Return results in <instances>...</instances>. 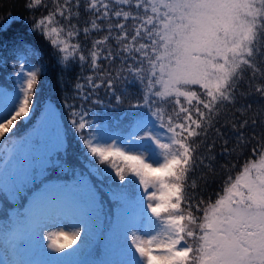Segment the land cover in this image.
Returning <instances> with one entry per match:
<instances>
[{
  "label": "snow or ice",
  "instance_id": "6c2138e0",
  "mask_svg": "<svg viewBox=\"0 0 264 264\" xmlns=\"http://www.w3.org/2000/svg\"><path fill=\"white\" fill-rule=\"evenodd\" d=\"M25 8L44 10L28 32L52 49L64 113L58 118L46 103L56 137L43 153L37 128L17 135L32 119L47 68L25 36L14 37L13 87L0 86V144L15 137V158L26 166L10 195L44 185L33 194L41 211L18 213V222L36 234L55 207L73 230L48 233V248L63 253L83 242L103 207L94 176L108 185L118 210L111 230L123 238L117 258L99 264H264V0H25ZM7 31L0 25V34ZM29 56L38 62L27 63ZM126 99L135 110L126 115L96 110H118ZM65 114L80 146L76 165ZM77 166L89 173L77 181L85 194L44 195L52 190L49 169L75 176ZM217 180L219 190L209 192Z\"/></svg>",
  "mask_w": 264,
  "mask_h": 264
},
{
  "label": "trees",
  "instance_id": "16d2710c",
  "mask_svg": "<svg viewBox=\"0 0 264 264\" xmlns=\"http://www.w3.org/2000/svg\"><path fill=\"white\" fill-rule=\"evenodd\" d=\"M0 25L8 28L7 32L0 34V43H6V47H0V59H7V63H0V86L7 89H12L13 87V65L18 62L10 54V49L12 47V40L18 35H23L25 38L33 45V47L42 54V58L39 63L46 65L47 71L40 77V83L37 88L38 91L35 95L36 108L32 113V119L25 123H20L15 130L17 135H27L29 134L33 127H36L38 119L40 118L42 112L44 111L47 102L51 101L56 107L58 118L62 113H64L63 103L61 100V88L57 83V72L59 69L55 67V60L51 56L52 49L49 43L41 35L30 34L28 29L31 24L33 16L39 18L43 9H37L35 13L30 12L25 8V0H0ZM11 17V18H9ZM26 62L29 64H36L38 61L35 57H26ZM18 70V69H17ZM79 71L78 67L73 66V70L68 73V83L65 85L68 92L72 91V82L75 79V75ZM89 74L87 70L85 75ZM128 88L129 92L132 93L131 100L135 102L137 98V88L134 84L124 85ZM100 95L103 99H112L114 103V98L104 97V89H100ZM128 100L126 99L124 104L118 109L113 111L112 109L102 110L97 108V111H107L108 115L113 117H119L121 115H126L130 111H135L134 109H129L127 107ZM64 129H68V150L70 153L69 162L72 165H76V157L79 156L80 146L76 142L71 129L68 126L67 117L65 114V119L62 121ZM15 144V137L11 141L5 140L3 144H0V171L5 172L3 178V183L6 185V189L0 190V238L6 237L8 229L13 225V220L18 222L17 214L24 213V207L28 202L31 195L37 192L42 185L37 181L35 184H29L24 190L23 196L18 199H12L10 195V190L14 187L13 180L18 173L15 172V167L13 161H19L16 157V151L13 148ZM6 145V146H5ZM249 151H245L244 156H248ZM81 159H83L81 157ZM237 164V168L243 163V158L234 161ZM220 163H223L221 160ZM75 176L72 170L68 168L61 169H49L45 175L47 176L46 182L49 181H62L65 183H71L75 185L81 174L88 176V170L86 168L77 166L75 168ZM222 179V177H221ZM91 183L97 184V191L99 198L102 202V210L100 215V221L97 225L91 227L92 232L90 233V243L80 244L74 246L72 249L77 253V257L82 259H94L95 257L100 259V253L102 248L105 247L107 243H116V238H114V233L112 232L113 221L116 218L117 207L115 203L110 199L109 189L107 183L101 184L95 180V177L90 178ZM220 180L212 183L209 188V192H214L219 190ZM208 193L205 192L204 196L207 197ZM214 198V197H213ZM23 223V222H18ZM90 229V230H91ZM1 242V239H0ZM5 251L4 247H1Z\"/></svg>",
  "mask_w": 264,
  "mask_h": 264
},
{
  "label": "rangeland",
  "instance_id": "374dc122",
  "mask_svg": "<svg viewBox=\"0 0 264 264\" xmlns=\"http://www.w3.org/2000/svg\"><path fill=\"white\" fill-rule=\"evenodd\" d=\"M58 117V116H57ZM36 128L39 130V152L43 153L47 150V148L51 147L52 143L55 141L56 137V127L54 124L50 123L45 119V115L43 114L38 122ZM15 172L18 173L22 166H26L24 158L21 157L19 161H13ZM48 193H44V195L54 199V200H64L71 199L73 196H80L85 194V190L82 188V191L78 192L75 195H72L68 192H65L62 189L54 188ZM41 192L36 196L39 197ZM52 212L46 222L41 226V230L33 234L31 230L26 225H20L19 229L23 232L30 233L29 237L26 239H18L15 235L11 234L10 236L14 238V240L6 241L5 246L7 248V253L10 261H5L2 264H19L21 261L25 262H35V264H71L73 261L74 264H78V258L74 250L72 249L74 246H78L80 244H89L90 243V233L92 229L89 231L88 235L85 237L82 233L83 242L78 241L77 245H73L71 248L66 249L63 253H56L52 249L48 248V244L50 241L46 239L48 233L57 232V231H72L73 229L70 227L69 222L60 216L57 211V208H52ZM41 211V207L39 204L35 205L33 202V197L30 198V201L27 203L25 207V212L28 215H35V213H39ZM115 222V220H114ZM116 235V234H115ZM117 236V235H116ZM121 241L122 237L117 236ZM130 239V237H129ZM109 246V245H108ZM107 251L105 255H103V261L115 260L117 258L116 251L118 247H113L112 245L107 247Z\"/></svg>",
  "mask_w": 264,
  "mask_h": 264
}]
</instances>
